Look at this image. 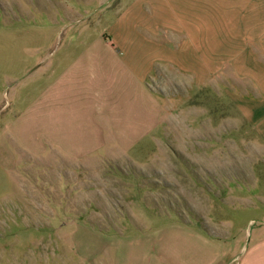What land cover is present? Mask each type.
Here are the masks:
<instances>
[{
    "label": "crops",
    "instance_id": "crops-1",
    "mask_svg": "<svg viewBox=\"0 0 264 264\" xmlns=\"http://www.w3.org/2000/svg\"><path fill=\"white\" fill-rule=\"evenodd\" d=\"M60 3L54 19L92 13L86 5ZM106 8L107 0L94 6L96 13ZM86 30L70 28L69 42L56 43L51 58L30 68L35 78L28 87L23 79L10 83L0 107L8 116L0 129V164L12 173L11 187L17 190L18 179L34 167L40 184L49 182V173L68 185L78 176L83 181L72 188L92 195L109 162L134 163L131 148L151 140V132L149 145L159 144L165 103L150 82L158 67L180 68L203 87L204 68L231 66L241 86L232 89V99L259 131L264 152V0H133L88 41ZM23 90L36 93L16 108ZM64 204L52 209L77 206L70 199ZM262 210V220L246 227L241 254L234 251L237 238L211 236L184 221L118 234L71 214L60 225L85 264H264Z\"/></svg>",
    "mask_w": 264,
    "mask_h": 264
},
{
    "label": "rangeland",
    "instance_id": "rangeland-1",
    "mask_svg": "<svg viewBox=\"0 0 264 264\" xmlns=\"http://www.w3.org/2000/svg\"><path fill=\"white\" fill-rule=\"evenodd\" d=\"M65 1L0 0V107L8 101L11 82L23 79L28 87L35 78L30 68L51 58L53 45L69 42L70 28H86L88 41L133 0L119 6L118 0H107L110 10L103 14L94 9L102 0H68V5H86L90 17L52 18ZM204 74L202 87L180 68L156 69L150 82L165 103L156 130L159 144L149 145L151 132V140L148 136L131 148L134 163L109 162L94 180L92 195L72 188L83 181L78 176L68 185L49 173V182L40 184L42 175L34 167L18 179L16 190L11 171L0 164V264H85L72 249L68 229L60 225L70 214L89 218L110 234L184 221L211 236L237 238L234 251L243 253L247 225L263 218L262 140L232 99V89L241 88L232 67H206ZM23 93L16 108L28 104L36 90ZM7 119L2 110L0 129ZM69 199L76 202L75 210L52 209Z\"/></svg>",
    "mask_w": 264,
    "mask_h": 264
}]
</instances>
